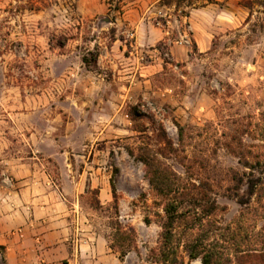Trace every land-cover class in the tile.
<instances>
[{
    "label": "rangeland",
    "instance_id": "obj_1",
    "mask_svg": "<svg viewBox=\"0 0 264 264\" xmlns=\"http://www.w3.org/2000/svg\"><path fill=\"white\" fill-rule=\"evenodd\" d=\"M187 1L0 0V194L47 177L113 264L168 203L178 264H264V0Z\"/></svg>",
    "mask_w": 264,
    "mask_h": 264
},
{
    "label": "crops",
    "instance_id": "obj_2",
    "mask_svg": "<svg viewBox=\"0 0 264 264\" xmlns=\"http://www.w3.org/2000/svg\"><path fill=\"white\" fill-rule=\"evenodd\" d=\"M25 176L14 192L0 194L5 264H113L116 258L106 243L79 225L71 198L47 177ZM11 230L22 237L10 235Z\"/></svg>",
    "mask_w": 264,
    "mask_h": 264
},
{
    "label": "trees",
    "instance_id": "obj_3",
    "mask_svg": "<svg viewBox=\"0 0 264 264\" xmlns=\"http://www.w3.org/2000/svg\"><path fill=\"white\" fill-rule=\"evenodd\" d=\"M176 1H180V0H160V2H163L167 6L175 2V4H173L174 8L175 10H178L180 5L179 3H176ZM192 1L193 0H188L187 5L191 6ZM205 3L217 4V1L205 0ZM84 62L86 64L88 63V61H84ZM176 209L177 207L174 203H168L164 207L166 220L165 223L163 224V240L165 247L162 251L161 264H178L174 249L166 247L171 239V230L173 228V225L178 219V214ZM189 257L192 259L199 258L201 264H220L221 259L226 258L227 260V257L225 255L223 256V254L220 253L219 250L214 245H205L200 250L197 249V247L194 244L189 245Z\"/></svg>",
    "mask_w": 264,
    "mask_h": 264
},
{
    "label": "built area",
    "instance_id": "obj_4",
    "mask_svg": "<svg viewBox=\"0 0 264 264\" xmlns=\"http://www.w3.org/2000/svg\"><path fill=\"white\" fill-rule=\"evenodd\" d=\"M17 235L19 236V237H22V233H21V231H17Z\"/></svg>",
    "mask_w": 264,
    "mask_h": 264
}]
</instances>
